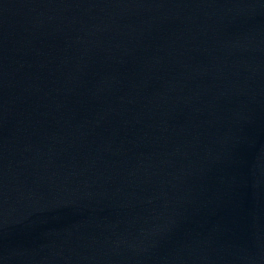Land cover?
Instances as JSON below:
<instances>
[{"label":"water","instance_id":"water-1","mask_svg":"<svg viewBox=\"0 0 264 264\" xmlns=\"http://www.w3.org/2000/svg\"><path fill=\"white\" fill-rule=\"evenodd\" d=\"M174 0H0V264H157Z\"/></svg>","mask_w":264,"mask_h":264}]
</instances>
